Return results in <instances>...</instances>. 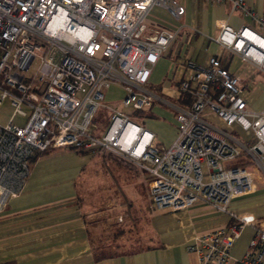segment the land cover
Returning <instances> with one entry per match:
<instances>
[{"label":"built area","instance_id":"built-area-1","mask_svg":"<svg viewBox=\"0 0 264 264\" xmlns=\"http://www.w3.org/2000/svg\"><path fill=\"white\" fill-rule=\"evenodd\" d=\"M203 1L232 3L254 18L259 32L216 19L212 40L264 72V18L246 10L243 0ZM154 7L176 20L185 13L180 0H0V105L7 100L12 109L0 124V211L19 195L40 154L57 148L109 153L144 174L154 212L202 201L232 218L189 246L199 264H264V229L256 230L240 260L230 257L241 229L255 225L256 218L228 206L264 183V111L249 109L240 74L214 56L205 65L187 62L179 90L191 102L176 108V136L168 146L105 101L104 92L117 84L124 91L123 109L152 105L151 68L177 35L160 29L144 36ZM99 109L109 112L110 123L97 136L92 126ZM209 115L250 131L251 138L243 141L213 126ZM16 117L21 122H14Z\"/></svg>","mask_w":264,"mask_h":264},{"label":"crops","instance_id":"crops-1","mask_svg":"<svg viewBox=\"0 0 264 264\" xmlns=\"http://www.w3.org/2000/svg\"><path fill=\"white\" fill-rule=\"evenodd\" d=\"M180 1L185 13L179 20L168 10L154 7L147 16L144 32L146 37L160 29L177 32L151 68L147 88L154 99L142 111L145 118L140 125L153 132L157 143L164 146L170 145L176 136V108H185L191 102L189 95L179 90V82L188 71L187 62L205 65L209 57H216L223 68L240 74L243 98L249 109L264 111V72L212 40L218 34L216 19L234 29L248 26L259 32L254 18L232 3ZM243 2L246 10L264 18V0ZM123 96L124 91L117 84L104 92L105 101L118 110L122 108ZM95 156L98 154L57 148L33 160L21 192L0 211V264H199L198 254L189 249L195 238L232 223L227 213L202 201L176 211L154 212L144 174L138 169L136 176L120 170L112 187L122 191L120 209L103 210L95 218L79 199V181ZM228 208L256 218L255 225L241 229L230 249L231 260L238 261L248 250L256 230L264 229V183L233 199ZM118 213L123 216L120 215L122 221H118ZM91 221L102 224H90ZM126 221H134L137 226L131 228L137 227L144 233L143 246L96 259L92 238H100L101 233L106 235L108 226Z\"/></svg>","mask_w":264,"mask_h":264},{"label":"rangeland","instance_id":"rangeland-1","mask_svg":"<svg viewBox=\"0 0 264 264\" xmlns=\"http://www.w3.org/2000/svg\"><path fill=\"white\" fill-rule=\"evenodd\" d=\"M120 110L127 113L129 119L132 122L139 125L143 124L142 121L144 120L145 116L142 111L137 112L131 109H123V108H121ZM11 113H12V109L9 107L8 101L5 100L3 104L0 106L1 125L5 124L8 121ZM208 120L211 122L213 126L219 129H223L225 132L232 134L234 137L240 140L244 141L251 138L252 136V133L250 131H244L236 124L232 125L231 127H227L225 123H223L221 119L215 115H213V117L208 116ZM14 122L19 123L21 122V120L18 117H16L14 119ZM93 123L95 126V128L93 126V129L96 132H99L96 133L94 131L95 134L97 136L104 134L110 123L109 112L105 109H99L95 115ZM112 156L113 155L109 153L98 154V156H95L96 158L93 160L94 163H92V166H90L89 169H87L83 173L79 181L80 202L86 207L88 211L89 210L91 211V214L95 215L94 216L95 218L98 217L97 214L103 210L107 211V209H111V208L120 209L121 207L120 197L122 191L121 189H116L115 187L112 188L114 186L113 182L114 180H116L115 179L116 176L120 175L121 173L120 171L121 167L118 168L119 165L113 159L110 158ZM106 162L108 165L106 164ZM203 171L204 172L207 171L206 166H203ZM208 181H209V177L208 175H205L203 178V182L207 183ZM118 183L120 184L121 182ZM120 215L121 213L117 217H120ZM111 217L116 218L114 216ZM134 224L136 223L134 222ZM127 226H129L128 228L132 227L131 224L125 225V227ZM135 226H137V224ZM133 230H137V233L134 232ZM130 232L121 241L122 246L120 249H118V251L129 252V251L137 250L143 246V242L145 239H142V242H140L139 240H136V237L140 239V237L144 235V233L141 232L139 228L137 229V227L132 229V233Z\"/></svg>","mask_w":264,"mask_h":264},{"label":"trees","instance_id":"trees-1","mask_svg":"<svg viewBox=\"0 0 264 264\" xmlns=\"http://www.w3.org/2000/svg\"><path fill=\"white\" fill-rule=\"evenodd\" d=\"M139 112V111H137ZM141 112V111H140ZM113 159L119 166L121 167V170L124 169L127 172L132 173L133 175L136 176V174L139 173L137 168L135 166H130V163H127L121 159H118L115 156L110 157ZM249 162H246L243 165H246ZM234 165H240V162L235 163ZM135 167V168H134ZM136 170L138 173H136ZM135 173V174H134ZM90 224H102V222L99 221H91ZM133 225V222L126 221L123 224H112L109 227L106 235L103 233L100 234L103 235L100 238H92L91 243H92V249H94V254L96 259H101L105 258L108 256H113L115 254H118V249L121 248V241L125 238V236L131 231V227L128 228L129 226L125 227V225ZM132 233V231L130 232ZM136 240H139L141 242L142 238L138 239L136 237ZM96 247V248H95Z\"/></svg>","mask_w":264,"mask_h":264}]
</instances>
